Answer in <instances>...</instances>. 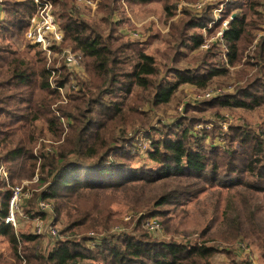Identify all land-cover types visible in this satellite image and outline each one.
Instances as JSON below:
<instances>
[{"label":"trees","instance_id":"obj_1","mask_svg":"<svg viewBox=\"0 0 264 264\" xmlns=\"http://www.w3.org/2000/svg\"><path fill=\"white\" fill-rule=\"evenodd\" d=\"M52 1L58 7L55 15L64 35L63 45L68 42L88 60L86 70L91 80L74 93L78 98L73 101L81 103L72 108L75 114H68V109L59 104L51 110L66 79L60 77L51 84V72L45 67L44 56L24 41L34 4L32 0H3L0 164L7 168L9 176L0 185V243H7L6 248L0 249V264H209L207 260L216 249L205 243L214 239L195 245L155 241L148 227H144L145 221L152 216L167 215V210L161 207L184 205L214 187L264 193V127L259 126V132L253 128L254 124L247 122L230 125L225 134L228 145L220 148L213 144L206 146L204 142L210 132L205 131V126L194 133L199 121L195 118L170 124L155 116L137 121V113L144 115L141 108L151 110L167 105L180 86L188 84L206 89L215 77L225 76L227 70L219 55L211 48L184 68L169 66L176 75V80L170 81L154 57L142 50L144 46L140 42H122L124 46H117L115 42L123 36H113V24L109 23L116 4L121 1L147 5L162 0H100L98 23L103 25L102 29L78 16L75 0ZM226 5L230 16L245 6L254 10L264 3L263 0H228ZM165 11L170 13L168 7ZM211 21L205 17H187L182 20L180 35L184 37L190 28H206ZM250 36L245 16L236 14L227 22L222 39L229 64L236 59L240 43ZM191 37L190 47L197 48L202 41L200 36ZM21 38L34 51L33 57L20 54L22 50L15 47ZM134 43L138 48L131 46ZM121 47L132 51L131 69H123L125 58L116 56L123 53ZM256 55L257 61L252 65L257 67L258 75L237 87L233 94L218 96L212 102L229 110L250 111L264 106V37L258 42ZM209 65L214 67L201 68ZM111 98L115 101H110ZM134 103L141 104L137 108ZM62 118L74 122L63 142L51 152L42 149L36 158L32 147L41 136L36 123L43 121L48 133L59 137ZM212 128L215 130L216 126ZM152 133L156 136H151ZM140 135L148 143L144 150L134 143ZM219 136L225 141L224 135ZM233 143L236 146L232 147ZM138 157L144 163L135 164L133 160ZM37 162L38 185L43 189L30 211L23 212L21 206L17 219L43 217L37 208L38 201L51 202L53 220L60 222L63 229L49 250L42 249L41 236L29 229L16 233L17 229L4 222L11 186L31 180ZM117 204L132 212L130 217L123 215L129 217L126 222L115 209ZM119 224L123 231L114 232ZM253 241L264 260L262 226L255 230ZM231 260L233 264H251L248 258H239L234 251Z\"/></svg>","mask_w":264,"mask_h":264},{"label":"rangeland","instance_id":"obj_2","mask_svg":"<svg viewBox=\"0 0 264 264\" xmlns=\"http://www.w3.org/2000/svg\"><path fill=\"white\" fill-rule=\"evenodd\" d=\"M92 1L96 2L95 8L86 6L83 3H76L79 6L77 8L78 16L90 24L97 23L102 29L104 28L103 25L98 23L101 14L98 12L97 2L100 0ZM227 2L228 0H162L147 5L131 4L122 1L116 4L115 12L109 23L113 24L111 26L115 32L113 36L122 35L123 38L119 37V41L115 42V44L118 46L123 45L122 42H140L144 46L142 50L154 57L158 68L163 73H168V80H176V75L169 66L175 67V69L184 68L192 61H196L197 58H201L204 52L211 48L219 55V61L222 62V66L227 70L225 76L215 77L206 89L188 84L182 85L167 105L151 110L149 107L141 108L140 112H144V115L141 116L137 113L135 116L137 121H145L147 117L155 116L170 124L176 120H185V118L190 117L195 118L199 121L193 129L195 130L194 133H198L205 126V131L210 132V136L204 142L206 146L213 144L220 148H226L228 145L225 134L229 132L230 125L247 122L254 124L253 128L255 130L261 131L259 126L264 127V106L250 111L229 110L216 105L217 103L211 100L218 96L233 94L237 90V87L253 76L258 75L257 67H254L252 64H255L257 61L256 51L258 50V42L264 37V6L261 8L257 6L254 10H249L245 6L239 11H233L228 16ZM198 6L201 8H198ZM165 7L169 8L170 13L165 11ZM56 10H58V7L54 6L55 14ZM236 14L245 16L246 26L248 24L251 36L249 40H243L240 43L236 59L233 63L229 64L225 56L226 49L221 32L223 24H226ZM187 17H195L197 19L205 17L212 21L206 27L207 29L204 27L198 29L190 28V31L182 37L180 35V26L182 20ZM192 34L200 36L202 40L197 48L190 47ZM24 41L27 43L25 37ZM131 46L138 48L137 44ZM15 47L22 50L20 54L26 55L29 58L34 56V51L25 45L22 38ZM120 49L124 48L121 47ZM37 50L40 51L38 48ZM60 50H70L82 56L81 53L74 51L72 45L68 42L64 46L63 41L58 50L52 51L50 57L51 63H49L45 52L40 51L46 62L45 67L47 66V69L51 72L49 82L52 84L55 79L58 80L60 77L66 79L65 86L58 92V102L51 106V110H54L59 104V107H66L68 109V114H75V110L73 111L72 108L74 106H81V103L73 101L75 98H78L74 93L79 89L81 84H89L91 80V76L86 70L88 60L82 56L80 69H68L62 60ZM131 54V50L124 49L122 54L116 55L119 59L125 58L122 62V68L125 70L131 69L134 64L131 63ZM217 65L219 64L217 63ZM190 67L195 68L193 64H190ZM212 67L214 66H201L202 69ZM207 95L209 97H206ZM110 101L115 100L111 98ZM209 101H211V104L206 103ZM140 104L134 103L137 108ZM124 110H126V107H124ZM126 118L127 120L129 119V117ZM127 123L130 124L128 121ZM60 124L62 132L59 137H56L48 133L43 121L36 123L35 126L41 131V136L32 147L33 155L36 158L42 153V149L46 152L56 150L57 146L63 142V138L67 135L68 127L73 125L74 122L73 119L71 121L62 118L60 119ZM159 126L161 127V125H154L155 128H160ZM213 126H216L215 130H212ZM129 130L127 129L126 131L128 132ZM158 130L163 131L162 129ZM219 134L224 135L225 141L222 140ZM151 136L156 135L152 133ZM143 140L142 135L136 136L134 140L137 148L141 147L142 150L148 145ZM234 146H236V143H233L232 147ZM125 150L126 146L123 152ZM133 162L135 164L144 163L139 157L134 159ZM38 169L39 163L37 162V170L31 180H21L13 183V185L23 186L24 194L26 195L22 201L23 205H21L23 212L30 211L32 203L38 198V193L43 189V187L38 185ZM262 186L264 187V184ZM45 202L50 204L52 211L50 213H43L45 215L43 217L36 216L31 220L20 218V222L15 228L17 229L16 233L25 232L29 229L34 234L33 223L35 219L39 218L43 224L56 227L59 237L63 226L60 222L55 223L53 220L54 205L51 202ZM161 208L167 210V215L152 216L144 224L146 228L148 220H156L155 222H158L162 227L161 234H154L148 227L152 240L195 245L214 239L213 242L205 243L207 246L216 249V253L207 260L209 264H233L231 254L233 251L235 253V247L238 243H243L250 250L253 260L255 259L256 263H260V252L253 240L255 230H259L261 226L264 228V193H248L244 188L228 190L214 187L184 205ZM115 209L122 217H130L132 214L122 204L115 205ZM122 217L120 218L121 221ZM123 221L126 222V219H123ZM233 230H243V232L234 233ZM120 231H123L121 224L114 228V232ZM41 237L43 239L41 242L42 249L49 250L55 242L54 239L48 238L45 235ZM0 240L2 239L0 238ZM6 246L7 243H0L1 250L6 248Z\"/></svg>","mask_w":264,"mask_h":264},{"label":"built area","instance_id":"obj_3","mask_svg":"<svg viewBox=\"0 0 264 264\" xmlns=\"http://www.w3.org/2000/svg\"><path fill=\"white\" fill-rule=\"evenodd\" d=\"M76 3H83L91 8L96 7V2L92 0H75ZM34 4V12L27 19L28 28L25 32V39L28 44L38 48L41 52H45L49 63L50 57L53 50H58L60 44L63 41L64 35L59 27L58 20L54 12V4L52 0H32ZM198 8H201L198 6ZM227 29V23L223 24V32ZM61 51V50H60ZM61 57L68 69L78 70L81 67L82 56L77 53H73L70 50H62ZM49 65V64H48ZM54 88V87H53ZM56 89V88H55ZM60 91V89H58ZM206 97H209L207 95ZM8 170L3 165L0 164V185L8 180ZM23 186H11L10 197L8 200V212L5 217V224L11 225L16 228L18 225L17 217L20 216V209L22 201L25 198ZM37 208L42 213H50L52 207L50 204L43 200H39L37 203ZM125 217L124 219H128ZM156 221V220H155ZM153 220H148L147 227L154 234H161L162 227L158 222ZM36 223V224H35ZM34 234L38 236L45 235L48 238L56 239L58 237V230L56 227L43 224L40 219H35L33 223ZM235 254L239 258H248L251 264H254L253 258L250 254V250L243 243H238L235 247Z\"/></svg>","mask_w":264,"mask_h":264},{"label":"crops","instance_id":"obj_4","mask_svg":"<svg viewBox=\"0 0 264 264\" xmlns=\"http://www.w3.org/2000/svg\"><path fill=\"white\" fill-rule=\"evenodd\" d=\"M16 1H23V0H16ZM4 7H3V0H0V18L3 19L4 18V11H3ZM24 200V199H23ZM23 205V203H22ZM20 221H18L19 223ZM235 254V253H234ZM254 264H264V260L261 259L260 257V263H256L255 259L253 260Z\"/></svg>","mask_w":264,"mask_h":264}]
</instances>
